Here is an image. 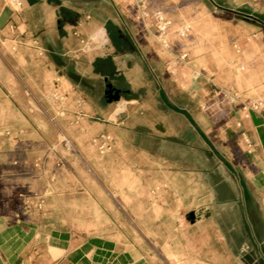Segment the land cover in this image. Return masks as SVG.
Here are the masks:
<instances>
[{"label": "crops", "instance_id": "0c3cea01", "mask_svg": "<svg viewBox=\"0 0 264 264\" xmlns=\"http://www.w3.org/2000/svg\"><path fill=\"white\" fill-rule=\"evenodd\" d=\"M20 1L22 9L0 29L3 264H264V109L239 104L229 122L232 130L217 148L190 113L163 98L203 140L205 159L193 165L184 158L177 165L173 149L164 153L158 146H175L176 133L161 137L148 125L143 107L128 113L111 109L103 121L80 113L82 105L90 110L79 92L81 81L105 77L106 82L113 76L129 82L116 55H105L107 39L101 42L93 34L87 6L95 0ZM7 7L10 0H0V16ZM86 37L92 46L81 52ZM99 59L112 61L111 72H101L103 63L97 71ZM139 99L135 93L130 101L139 104ZM91 107L95 114L96 105ZM49 115L62 127L66 116L88 130L77 137L49 135ZM131 121L142 127L131 129ZM64 138L77 141L90 165L103 169L109 194L100 201L91 197L96 181L77 178L78 160ZM149 139L151 144L144 143ZM51 140L58 141L54 147L63 158L59 169L56 156L48 154ZM178 140L189 154L194 150L190 137ZM98 152L102 164L95 159ZM238 153L243 158L236 165ZM80 188L90 197L80 200ZM33 193L44 197L43 208L32 205L17 217L26 203L21 194Z\"/></svg>", "mask_w": 264, "mask_h": 264}, {"label": "rangeland", "instance_id": "374dc122", "mask_svg": "<svg viewBox=\"0 0 264 264\" xmlns=\"http://www.w3.org/2000/svg\"><path fill=\"white\" fill-rule=\"evenodd\" d=\"M73 3L83 6L82 2ZM87 7L92 13L90 21L95 24V38L101 42L103 37L107 39L105 55H116L117 65L129 73V82L111 76L112 82L131 91L110 104L104 97L105 77L81 81L79 92L90 104V110L86 105L79 107L81 114L89 112L95 117L93 120L103 121L108 119L111 109L128 113L135 105L143 107L148 125L155 127L161 137L177 135L175 146L173 142L158 145L162 151L172 153L173 149L177 165L183 164L184 158L196 165L206 157L203 140L194 127L189 128L184 115L174 113L163 98L190 113L216 147L222 141L221 136L232 130L229 122L239 104L259 101L264 105V25L245 16L251 14L262 19L264 0H95L88 2ZM119 34L129 38L133 49L123 43ZM162 39L169 45L165 47ZM162 88L164 93L160 91ZM135 93L141 98L139 104L130 101ZM91 104L97 107L95 114ZM67 110L72 114L71 107ZM63 119L62 127L49 115V135L58 131L77 137L88 130L86 124L72 123L66 116ZM138 123L126 124L135 130L142 127ZM187 136L194 146L190 154L185 151L184 142L178 140ZM51 141L54 145H49L48 154L53 152L56 156L55 166L59 169L63 158L54 147L58 141ZM63 143L78 160L77 178L96 181L91 197L100 201L109 194L103 169L90 165L77 141L64 138ZM144 143L151 144L152 140ZM241 158L243 155L238 153L233 162L238 165ZM95 159L102 164L100 152ZM78 193L80 200L90 197L81 188Z\"/></svg>", "mask_w": 264, "mask_h": 264}, {"label": "built area", "instance_id": "2783aa9c", "mask_svg": "<svg viewBox=\"0 0 264 264\" xmlns=\"http://www.w3.org/2000/svg\"><path fill=\"white\" fill-rule=\"evenodd\" d=\"M10 5H11L10 9L12 10V14H13L14 12H18V11H20L22 9L23 3L20 0H10ZM76 34H78V33H76ZM161 41H162V44L165 47L169 45V43L167 42L166 39H162ZM81 43H82V48L80 49V51L81 52H86L92 46V39L89 38V37H86V38L81 40ZM245 107L254 108V109H264V105H262V102H259V101H255V102H253L250 105H245ZM107 139H109V138L107 137ZM248 144L250 145L249 142H248ZM104 149H105V146L103 144V145H101V150H104ZM60 164H62V162L59 163V165ZM21 196L23 198H26V203H24V205L22 206L21 212H19V214H17V217H20V215L26 209L28 210L32 205H34L38 209H42L43 206H44L45 199L39 193H33L31 195H26L25 197H24L23 194H21ZM31 199L35 201V204H32L30 202Z\"/></svg>", "mask_w": 264, "mask_h": 264}, {"label": "water", "instance_id": "95a60500", "mask_svg": "<svg viewBox=\"0 0 264 264\" xmlns=\"http://www.w3.org/2000/svg\"><path fill=\"white\" fill-rule=\"evenodd\" d=\"M29 4H34L37 2V0H27ZM12 15V10L7 7L3 13L1 14L0 16V29L3 28V26L7 23V21L9 20V18L11 17ZM246 17L250 18V19H253L257 22H259L260 24L264 25V20L255 16V15H251V14H245ZM122 37L124 38V41L129 43L130 44V40L128 37H125L124 35H122ZM131 48L133 49V47L131 46ZM113 88V84L112 83H109L108 84V90L106 91V94L108 95V100L111 102V101H118L120 99V90L116 91L115 93L114 90L112 89ZM188 219L189 220H194V213H190L188 215ZM0 264H3L2 260L0 259Z\"/></svg>", "mask_w": 264, "mask_h": 264}, {"label": "trees", "instance_id": "16d2710c", "mask_svg": "<svg viewBox=\"0 0 264 264\" xmlns=\"http://www.w3.org/2000/svg\"><path fill=\"white\" fill-rule=\"evenodd\" d=\"M62 14H64L65 10L62 9ZM262 19L264 20V16H262ZM110 33H111V38L113 39V41H116V36H115V33L110 30ZM96 66H97V71L99 70V67H100V63H103V67H102V71L101 72H111V70L113 69V63L110 59H104V60H96Z\"/></svg>", "mask_w": 264, "mask_h": 264}, {"label": "flooded vegetation", "instance_id": "af4514ba", "mask_svg": "<svg viewBox=\"0 0 264 264\" xmlns=\"http://www.w3.org/2000/svg\"><path fill=\"white\" fill-rule=\"evenodd\" d=\"M119 37L124 40V38L122 37V34H119ZM109 83H112L113 84V88H112L114 90L113 93H115L118 90H120V92H119L120 96H123V95H125V94L128 93V90L127 89H125L124 87H122V86H120V85L112 82V80L109 79L108 81H106L105 88H104V97L106 98V100H108V95L106 94V91L108 90V84Z\"/></svg>", "mask_w": 264, "mask_h": 264}]
</instances>
